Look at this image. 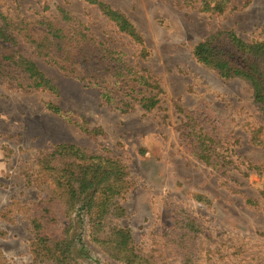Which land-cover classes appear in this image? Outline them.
I'll list each match as a JSON object with an SVG mask.
<instances>
[{"label": "rangeland", "instance_id": "1", "mask_svg": "<svg viewBox=\"0 0 264 264\" xmlns=\"http://www.w3.org/2000/svg\"><path fill=\"white\" fill-rule=\"evenodd\" d=\"M99 1L134 26L149 54L145 60L97 7L83 0H0V13L34 23L55 16L57 7L65 9L97 41L122 52L128 66L149 73L163 91L160 103L150 113L138 108L120 113L101 103L97 88L46 64L23 43L18 46L57 93L25 91L0 79V264L32 263L28 215L41 192L27 178L36 157L62 143L126 166L132 187L122 201L126 217L118 225L130 230L135 247L152 264H264V147L251 142L259 127L264 141V122L244 82L224 80L192 56L193 46L216 31L264 43V0H230L221 15L198 11L196 0ZM47 103L67 112L71 123L46 110ZM75 123L97 131L87 133ZM193 124L209 131L230 156L232 164L223 172L191 152L187 134ZM186 214L199 234L190 256L183 257L172 240L186 230L177 224ZM74 238L76 248L82 246L81 264H119L90 241L85 218Z\"/></svg>", "mask_w": 264, "mask_h": 264}, {"label": "trees", "instance_id": "2", "mask_svg": "<svg viewBox=\"0 0 264 264\" xmlns=\"http://www.w3.org/2000/svg\"><path fill=\"white\" fill-rule=\"evenodd\" d=\"M97 7L101 14L139 49V58L149 55L144 40L119 11L99 0H83ZM191 3L192 0H186ZM198 11L221 15L229 9L230 0H196ZM23 43L35 56L76 80L99 90L101 103L126 114L140 109L150 113L160 103V85L143 70L128 66L124 54L97 41L73 15L57 7L56 15L31 23L0 13V79L11 81L25 91L57 93L54 83L38 65L18 49ZM196 62L214 71L224 80H240L251 91L252 103L264 122V43L246 42L232 31H216L192 48ZM46 110L70 121L68 113L57 105L45 104ZM179 112L190 121L193 114ZM71 123V121H70ZM87 133L81 124L75 123ZM190 124V123H189ZM188 125V124H187ZM263 127L252 132L251 142L264 147L260 135ZM196 159L217 172L232 164L209 131L190 126L187 134ZM248 170L260 173L258 167ZM27 183L41 192L32 205L29 225L31 264H81V248H76L74 233L80 219L88 225V238L107 257L119 264H152L134 245L129 229L118 222L126 217L122 201L131 189L126 166L117 158L89 154L73 144H58L41 153L34 161V172ZM247 203H254L247 200ZM186 230L172 240L190 256L199 230L189 215L177 221ZM171 234V239H172Z\"/></svg>", "mask_w": 264, "mask_h": 264}]
</instances>
